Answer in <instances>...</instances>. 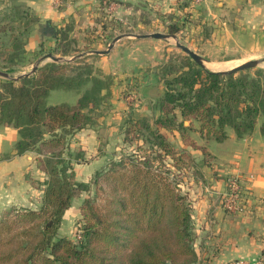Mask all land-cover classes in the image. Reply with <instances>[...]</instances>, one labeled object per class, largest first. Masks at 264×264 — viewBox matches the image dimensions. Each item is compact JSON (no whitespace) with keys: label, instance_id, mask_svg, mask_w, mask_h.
I'll use <instances>...</instances> for the list:
<instances>
[{"label":"trees","instance_id":"16d2710c","mask_svg":"<svg viewBox=\"0 0 264 264\" xmlns=\"http://www.w3.org/2000/svg\"><path fill=\"white\" fill-rule=\"evenodd\" d=\"M63 32L56 28L53 36L68 55V34ZM4 54L0 67L13 72L4 65L9 60ZM73 63L78 60L49 62L30 76L0 80V124L12 125L20 135L14 153L37 152L39 168L49 176L39 210L8 212L0 220V264H193L198 255L191 190L203 173L186 147L209 162L214 155L193 138L196 130L206 141L221 143L228 128L243 138L261 123L264 137V68L224 74L186 54L158 68L153 75L162 89L148 92L152 113H136L128 102L120 126L128 149L96 173L98 203L87 199L81 206L83 228L74 242L56 239L57 229L72 199L89 186L76 179L65 152L71 136L97 124L111 77ZM56 89L76 91L79 98L75 104H47ZM176 132L183 146L174 140Z\"/></svg>","mask_w":264,"mask_h":264},{"label":"rangeland","instance_id":"374dc122","mask_svg":"<svg viewBox=\"0 0 264 264\" xmlns=\"http://www.w3.org/2000/svg\"><path fill=\"white\" fill-rule=\"evenodd\" d=\"M56 1V6L60 9L68 5L67 0ZM208 1L210 0H206L204 3ZM211 1L216 8L215 11H221L219 12L220 14H216V16L219 17V19L226 20L228 24H231L237 17L245 18L247 15L249 18V16H254L255 14L253 11L255 10H253L251 6L254 8L264 6V0H241V4L237 5V8L241 9L240 11L234 9L228 11V0ZM0 2V6H3L0 9V60L2 61V59H5L1 54L6 53L8 55L6 57H8L9 60L4 65L14 70L13 72L9 71L10 75L12 77H19L31 70L32 66L38 61L40 62V67L46 63L54 62L51 58L46 57L48 53H53L58 57H64L66 60H71L73 57L78 56V63H73L71 66L91 65L96 75L104 79L110 76L111 85L109 97L101 104L100 112L98 113L99 117H96L97 124L95 126H98V134L100 136L98 141L100 139L101 144H99V142L97 144V139L95 141L92 140L88 146L90 147L89 149L93 150L92 154L88 155V157L93 160V153H100V155L104 154L107 158V164L112 159L116 160L121 153H126L128 146H125L124 143L122 144L123 136L120 138L118 133V126L125 119V115H123L124 112L119 110V105L129 107L127 103L130 102L133 105L131 106L132 108L139 107V103H137V91H139L141 83L143 82V80H139L137 76H134L135 73L132 71H145L147 75H150L153 73L152 71L158 70V68L167 60L171 59V57L176 58L177 55L186 54L176 46L175 39L170 38L168 41H165L150 38L145 44H139L138 40H136L137 38L134 37L132 41L135 43L122 45L121 49L116 50L112 56L93 53V50H106L116 36L128 34L125 32H129L128 27L131 25L130 23H132L127 19L120 20L113 16L112 7L114 2H118L122 7L128 9L131 7V3H128L127 0H97V2L91 6L90 14L85 13V15H83L79 13L78 16L67 15L56 25V28L60 32L64 33L63 31H66L68 34L69 42L66 43V48L69 54L64 55L65 49L62 46L58 47V39L47 38L41 31L40 34H38L36 24L40 21V17L32 14L22 3L17 2L16 4L9 0L8 2L11 4L6 5L4 2ZM136 3V6L132 8L139 10V14H142V16H138V22L143 21V11H146V6L142 5L140 1ZM189 9V2L179 4L176 12L164 13L160 12V9L153 8L151 9V16L154 17L149 18L147 14V25L149 24L153 29L163 30L162 33L173 34L170 31L173 28L178 29L174 34L178 36L180 42L189 46L210 62H227L232 64L231 68L245 61L264 58V15L260 14L255 17L256 19L259 18L262 20V22L257 24L256 30L252 33L255 40L258 39L260 44L254 47H245L236 43H228V33L225 34V32L217 33L216 38L221 37L219 41H206L207 39L211 40L214 30L219 28L214 27L213 23L208 24L209 22H214L215 18H211V16L200 7L195 8L194 12H191ZM228 12L230 13L228 14ZM27 15L30 16V20L26 18ZM62 33H60V40L63 37ZM135 33L145 34L142 31H137ZM36 34H38V36L41 35L39 40L43 41V46L39 45L32 51L25 50L27 49L30 36ZM194 39L200 42L202 41L201 44L195 45V43L191 41ZM195 40L194 42H196ZM19 43L20 47L18 46ZM126 47H128V49ZM10 56H14V59H11ZM74 61L75 60L69 62L72 63ZM258 68H264V62L252 70ZM0 69L3 70L2 66ZM128 72L131 75L126 76ZM132 78L134 79L133 84L129 81ZM5 79L7 78L0 76V80ZM156 86L157 84L155 83L154 87ZM158 86L160 89V84ZM149 89H151L152 92L154 91L153 87ZM77 99L78 94L73 90L56 89L47 97L46 102L47 104H59L64 102L76 103ZM18 136L20 137L19 132ZM195 136L198 141L201 140L198 133H196ZM69 142V152H65V155L70 154L74 167L79 170L80 174L76 176V179L86 183L89 187L85 190H80L77 196L72 199L70 209L64 213L58 226L56 239L59 237H66L74 242H78L77 233L83 228L81 206L87 199H93L95 201L94 203H98L96 186L93 180L96 173L101 170L98 168L101 164H96L92 169L88 168V171H82L78 168L81 167L80 165L78 167L76 166L77 161L75 157H79L80 162L86 161V152L82 148L84 144L79 143V140H76L74 136L69 138ZM211 145L215 148L220 144L219 142L211 141ZM34 153L38 155L37 152ZM116 154L117 157L115 158ZM41 177L45 178L42 180ZM48 178L49 176L47 173L46 176H44L36 171L33 174L28 172L26 181L33 189V191L32 189L29 190L32 191L29 194H25V199L28 200L15 202L11 200L12 198H9V204L0 203L2 205V207H0V220H2L8 212L39 210L43 205L44 191ZM29 199L34 201L32 205L29 204Z\"/></svg>","mask_w":264,"mask_h":264},{"label":"crops","instance_id":"0c3cea01","mask_svg":"<svg viewBox=\"0 0 264 264\" xmlns=\"http://www.w3.org/2000/svg\"><path fill=\"white\" fill-rule=\"evenodd\" d=\"M0 1L6 5L11 4L8 2L9 0ZM10 1L16 4L17 2L22 3L32 14L40 17V21L36 24L38 34L41 31L47 38H55L53 31L55 32L56 25L65 16H78L79 13L83 15L85 13L90 14L91 6L97 2V0H67L68 5L60 9L56 6V0ZM127 1L131 3V7L128 9L122 7L118 2H114L112 7L114 17L120 20L127 19L132 22L128 27L129 32L125 33H135L137 31L153 33L163 31L151 28L144 21L138 22V16H142V14H139V10L132 8L136 6L137 1L142 2V5L146 6V11H143V19H147L148 16L149 18L154 17L151 16V9L153 8L160 9V12L164 13L175 12L172 10V3L169 0ZM240 1L228 0V11L231 9L240 11L241 9L237 8V5L241 4ZM2 7L0 6V9ZM199 7L203 11H206L211 18H215L214 22H209L208 24L213 23L214 27H219L214 30L211 40L207 39L206 41H219L221 37L216 38L217 33L225 32V34L228 33V43H236L245 47H254L260 44L258 39L255 40L252 33L256 30L257 24L262 22V20L259 18L256 19L255 17L260 14L264 15V6H260V8L251 6L255 10L253 11L254 16H249V18L247 15L245 18L237 17L231 24L216 16L221 11H215L216 8L211 0L199 5L192 4L191 12H194L195 8ZM38 34L31 35L32 37L30 36L27 49L25 50L32 51L37 46L42 45L43 41L39 40L41 35L38 36ZM132 38L134 37L127 35L122 37L115 43L114 48L107 55L112 56L116 50L121 49L122 45L135 43L132 41L134 40ZM136 40H138L139 44H145L150 38H137ZM194 40L191 41L195 45L201 44L202 42L195 40L196 43ZM126 48L128 49V47ZM222 64L230 63L213 61L208 62L207 67L209 66L210 69V66ZM32 69L27 73L31 72ZM156 71H152L153 73H149L150 75H147L145 71H132L135 73L134 76H137L139 80H143L141 88L137 91V103H139V107H133L136 113L141 115L152 113L151 105L154 100L150 98L148 92L151 93V89L149 88H154V84L156 83L157 86L160 84V89H162V83L154 78L153 74ZM129 75L131 74L128 72L126 76ZM129 81H131V84L134 83L133 78ZM76 93L79 98V93ZM119 107V110L124 112L123 115L129 109V107L124 105H119ZM193 123L196 128L199 127L197 120H193ZM185 124L190 125L191 121H185ZM120 126L121 123L118 126V133L121 138ZM98 132V126H93L84 128L74 135V138L79 140V143L84 144L82 148L86 152V161L80 162L79 160L76 164L77 167L79 165L81 166L78 168L82 171L88 168L92 169L96 164H101L98 167L99 169L106 168L107 164L111 161H107L108 163L106 164L107 158L104 154L100 155V153H93V160L88 157V155L92 154L93 150L89 149L90 147L88 145L90 142L97 139V144L98 142L101 144L100 139L98 141V138H100ZM196 133L199 134L200 141L197 140ZM176 135V139L174 140L183 146L179 133L176 132ZM192 136L198 144L207 145L214 155L212 161L205 162L203 160V154L200 151L186 147L196 158L199 168L203 173V179H199L191 190L192 197L195 200L193 209L195 231L194 247L198 255V259L193 264H226L238 259L245 260L250 264H264V137L260 133V123L251 135L243 138H238L235 131L232 128H228L227 139L224 142H219L220 145H217L215 148L212 147L211 141H206L201 137L198 130L194 131ZM171 137L173 138L172 135ZM18 138V129L9 124H0V203L3 204H9V198H12L11 200L15 202L28 200L25 199V194L33 191L32 186L26 181L28 172L33 174L36 171L46 176V172L38 167L37 155L34 152L24 154L14 153V146ZM116 157L117 154L115 155ZM75 171L76 175L80 174L77 168H75ZM236 176L242 177L241 181L245 200L243 202L241 201L242 208L238 212H231L225 207V197L228 193L229 178ZM41 178L43 180L45 177ZM82 180L85 181L84 179ZM30 189L32 191H29ZM33 202V200H30L29 204L32 205ZM0 207H2L1 204Z\"/></svg>","mask_w":264,"mask_h":264},{"label":"water","instance_id":"95a60500","mask_svg":"<svg viewBox=\"0 0 264 264\" xmlns=\"http://www.w3.org/2000/svg\"><path fill=\"white\" fill-rule=\"evenodd\" d=\"M126 35L127 36H133V37H136L139 39H141V38H155V39H160V40H165V41H168L170 38H173V39H175L176 46L179 49H181L183 52H185L187 55H189L198 64L209 69L207 67V64H206V63L210 62L209 60L205 59L201 54L197 53L196 51H194L189 46L180 42V40L178 39V36L176 34H170V33L153 32V33H145V34H136V33L121 34V35H118L117 37H115L113 39V41L109 44V46L106 50H93L92 52L96 53V54H108L114 48L115 43ZM46 57L51 58L54 62H69L72 60H76L78 58V56H77V57H73L71 60H66L64 57H58V56L54 55L53 53H48L46 55ZM263 62H264V58L263 59H253V60L245 61V62H243L237 66H234L231 69L219 70V71H215V70H211V69L210 70L214 71V72L230 74V73H236V72L256 68L259 65H261V63H263ZM39 67H40V62L38 61L36 64H34L31 72L26 73V74H22L19 77H12L9 72L0 69V76L7 78V79H10V78L20 79L22 77L30 76V75L34 74L38 70Z\"/></svg>","mask_w":264,"mask_h":264},{"label":"built area","instance_id":"2783aa9c","mask_svg":"<svg viewBox=\"0 0 264 264\" xmlns=\"http://www.w3.org/2000/svg\"><path fill=\"white\" fill-rule=\"evenodd\" d=\"M172 6V10L176 12L177 7L179 4L183 2H189L190 3V11H191V5L192 4H202L206 0H169ZM242 177L236 176V177H230L228 180V193L225 197V207L228 211L231 212H238L241 208V201L243 202L245 200V194L244 189L242 186ZM78 239L80 238V235L77 236ZM226 264H250L245 260H235Z\"/></svg>","mask_w":264,"mask_h":264},{"label":"bare ground","instance_id":"6f19581e","mask_svg":"<svg viewBox=\"0 0 264 264\" xmlns=\"http://www.w3.org/2000/svg\"><path fill=\"white\" fill-rule=\"evenodd\" d=\"M232 64H222V65H214V66H210L211 70H215V71H219V70H227V69H231ZM209 68V66H208Z\"/></svg>","mask_w":264,"mask_h":264}]
</instances>
